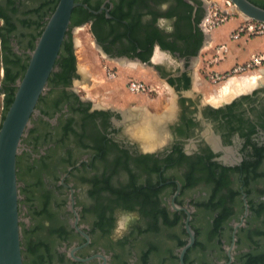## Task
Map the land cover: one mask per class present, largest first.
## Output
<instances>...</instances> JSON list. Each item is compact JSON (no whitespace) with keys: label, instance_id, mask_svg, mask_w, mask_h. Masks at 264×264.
<instances>
[{"label":"flooded vegetation","instance_id":"af4514ba","mask_svg":"<svg viewBox=\"0 0 264 264\" xmlns=\"http://www.w3.org/2000/svg\"><path fill=\"white\" fill-rule=\"evenodd\" d=\"M55 1L0 0L2 102ZM75 3L64 38L73 53L83 27L103 59L148 63L166 88L148 83L145 107L128 92L118 108L79 95L76 66L68 84L47 85L16 162L23 263L264 264V79L229 96L193 88L205 0ZM144 117L164 132L152 148L127 132Z\"/></svg>","mask_w":264,"mask_h":264},{"label":"water","instance_id":"95a60500","mask_svg":"<svg viewBox=\"0 0 264 264\" xmlns=\"http://www.w3.org/2000/svg\"><path fill=\"white\" fill-rule=\"evenodd\" d=\"M229 1L239 18L264 23L263 8L248 0ZM76 5L75 0H58L33 50L29 52V61L22 78L17 80L13 101L3 120H0V264H23L18 216L17 157L21 151L22 138L31 126V117L36 113L37 102L45 93L48 78L55 69L54 65L70 24L72 10ZM209 40L210 34H206L205 46ZM94 47L102 57L106 58L95 44ZM115 62L121 65L126 63L143 68H154L148 63L128 59H116ZM76 69L77 74L80 75L77 66ZM75 83L78 85L79 81ZM234 95L224 100H229ZM121 114L123 120L132 122L129 118V109L123 110ZM189 233L191 237L182 250L181 259L186 248L193 242L190 230Z\"/></svg>","mask_w":264,"mask_h":264},{"label":"crops","instance_id":"0c3cea01","mask_svg":"<svg viewBox=\"0 0 264 264\" xmlns=\"http://www.w3.org/2000/svg\"><path fill=\"white\" fill-rule=\"evenodd\" d=\"M239 22V18L233 17L222 27L210 34V40L205 48L214 49L221 44H225L228 48L227 53L222 58L215 59L216 62L212 66V70L224 72L235 64L248 61L252 56L264 54V35L249 38L242 37L236 41L229 39V35L236 29ZM84 50L85 46H81L80 53L82 56H80V59L84 61L80 65L82 67L80 69L82 76H80L79 85L80 87H88L91 96L100 100L106 106L122 108L131 102L133 97L128 93L126 88L127 82L131 78H137L139 75L143 79L152 80L154 78L150 70L140 66L138 67V65L133 66L132 64L126 63L121 65L117 63L114 67H99L97 61L93 63L89 59V51ZM107 71H113L115 73L113 79L105 75ZM144 120L146 121L147 118H140L136 124Z\"/></svg>","mask_w":264,"mask_h":264},{"label":"rangeland","instance_id":"374dc122","mask_svg":"<svg viewBox=\"0 0 264 264\" xmlns=\"http://www.w3.org/2000/svg\"><path fill=\"white\" fill-rule=\"evenodd\" d=\"M205 1H207V3H208V8L211 5H218V6L222 7V5L224 3V0H205ZM262 3H264V2H262ZM237 18H239V17H237ZM86 32L87 31L84 30L83 27H81L80 29H75L73 31V35H72L73 41H74V46H75L74 55H75V58H76V66L79 68L78 70H79V73H80L79 76H82V74H81L82 72L80 71V69L82 67L80 65H81V62L84 61V60L80 59V56H82V54L80 53L81 46H85V50L89 51V54H90L89 55V59L91 61H93V63L95 61H97V65L99 67H102V68L114 67V65H115L114 63H110L109 61H106L98 53V51H96V49H93L92 47H90V44H89L90 43V39L86 35ZM206 47H207V45H206ZM156 55H157V58H156ZM85 56H86V54H85ZM159 56L162 57L163 55L159 54L158 52L154 53V57L156 59H160ZM83 57H84V54H83ZM215 62L216 61H215V58H214V49H212V48L203 49L201 54H200V57H199V66L197 67V69L195 71L196 78H195L194 84H193V88L194 89L204 90V91H208V90H217V91L218 90H222V89H224V86H225V84L228 81H230V80H232L234 78L238 79V78L248 77V75L258 74V73L261 72L260 69H264V64H262L261 66H259L257 68H253L251 71L246 72L244 74H239V75H236V76H230V77H227L225 79L216 80L215 82H213L210 79V76H214L215 73H218V74L222 73L223 74L224 72L228 71L227 70V71H224V72H217L215 70H212V66L215 64ZM140 76L141 75L137 76V78H134V79H136V81L143 82L146 85H148V83H149L148 86L150 88H152V89L162 91V90H164L166 88L159 81H156L153 77H152L153 79L150 80V79H143ZM228 78H230V79H228ZM134 79L131 78V80H134ZM75 88H76V90L79 91V95H81V96H84V95L89 96L91 98V100H92L93 105H99V106H102V107L106 106L103 102H101L100 100H97L96 98L91 96L88 87H86V86L80 87V85L78 83V85H76ZM132 95H135L137 97V99L138 98L142 99V100L135 101L136 103H135L134 108H136V107H145V106H140V105H145L146 103L149 102L148 98L150 97V93H146V94H132ZM163 106H164L163 107L164 110L167 111L170 108V106H171L170 101H166L163 104ZM1 111H2V97L0 95V120L2 119L1 118Z\"/></svg>","mask_w":264,"mask_h":264},{"label":"built area","instance_id":"2783aa9c","mask_svg":"<svg viewBox=\"0 0 264 264\" xmlns=\"http://www.w3.org/2000/svg\"><path fill=\"white\" fill-rule=\"evenodd\" d=\"M238 17L233 9V5L229 0H224L222 7L218 5L209 6L206 15L200 21V27L205 34H211L216 29L222 27L231 18ZM240 22L236 29L229 35L232 41L239 40L242 37H258L264 35V23L254 20H245L239 18ZM228 51L225 44L218 45L214 48V58H222ZM264 64V54L252 56L248 61L240 64H235L227 72L223 74L215 73L210 76V79L215 82L216 80L225 79L230 76H236L251 71ZM115 74L112 71H107L108 78H114ZM230 79V78H228ZM227 79V80H228ZM127 91L131 94H145L150 93V88L143 82L130 80L126 85Z\"/></svg>","mask_w":264,"mask_h":264},{"label":"bare ground","instance_id":"6f19581e","mask_svg":"<svg viewBox=\"0 0 264 264\" xmlns=\"http://www.w3.org/2000/svg\"><path fill=\"white\" fill-rule=\"evenodd\" d=\"M260 74L261 72L258 74L248 75V77L246 78L244 77L238 79L234 78L228 81L225 84L224 89L221 88L223 90V94L229 96L232 93L245 91L257 84H260L261 81L264 79ZM159 123H160L159 120L157 121L150 119H147L146 121L144 120L141 123H137V124L135 122L133 125L127 127L128 128L127 132L130 133V135L137 137L141 141L140 143H142V146H144V148H152L159 145V143H161L162 138L164 136L162 135V133L164 132L161 133Z\"/></svg>","mask_w":264,"mask_h":264},{"label":"trees","instance_id":"16d2710c","mask_svg":"<svg viewBox=\"0 0 264 264\" xmlns=\"http://www.w3.org/2000/svg\"><path fill=\"white\" fill-rule=\"evenodd\" d=\"M57 2H58V0H56L55 3L53 4V6L51 7L49 16L54 11V9L57 5ZM254 5H256V4H254ZM256 6L264 9V3H260V5H256ZM77 10L78 9H74L72 14L75 15V12ZM44 25L42 26L40 32L38 33L37 38L40 36V34L44 28ZM75 66H76V58H75V55H74L73 50L71 48V43L68 44L66 41H63V43L61 45L60 52H59V56H58V58L55 62V65H54V68L55 67L58 68L59 71L57 73L52 72L50 74L48 81H47V85L52 86L54 84H59V83L60 84L61 83L68 84V81L65 79V77H67V75H69V74L71 75L73 73V71L75 70ZM0 67H1V64H0ZM26 67L27 66L21 67V75L18 76L19 79L22 78ZM12 80H13V78L8 77L7 78V84H10ZM15 91H16V88H8V90H7V92H9V94L7 95L5 100L2 102V111H1L2 120L4 118L5 113L7 112L8 108H9V106L11 105V103L13 101ZM41 98H42V96L39 98V101ZM17 159H18V157H17ZM22 254H24L23 251H22Z\"/></svg>","mask_w":264,"mask_h":264},{"label":"clouds","instance_id":"9594fccd","mask_svg":"<svg viewBox=\"0 0 264 264\" xmlns=\"http://www.w3.org/2000/svg\"><path fill=\"white\" fill-rule=\"evenodd\" d=\"M120 227L122 228V227H124V225H123V224H121V225H120Z\"/></svg>","mask_w":264,"mask_h":264}]
</instances>
